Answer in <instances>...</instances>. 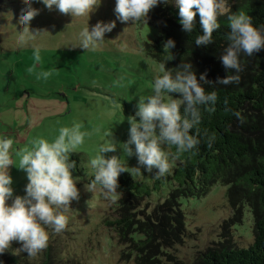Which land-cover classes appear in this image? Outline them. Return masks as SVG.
Segmentation results:
<instances>
[{"label": "rangeland", "instance_id": "obj_1", "mask_svg": "<svg viewBox=\"0 0 264 264\" xmlns=\"http://www.w3.org/2000/svg\"><path fill=\"white\" fill-rule=\"evenodd\" d=\"M26 2L0 0V137L12 141L13 161L7 170L13 197L6 203L25 194L26 173L16 165L33 140L51 143L61 127L73 125L85 133L83 143L73 151L81 154L82 161L80 172L72 171L78 197L61 210L66 226L59 233L47 229V246L32 256L30 264H41L45 258L52 264H139L138 250L129 237L136 239L140 234L130 231L122 236L110 224L121 217V211H128L120 203L122 193L106 196L99 186L89 188L86 178L94 174L88 159L98 154L102 144L114 143L116 150L104 153L105 157L115 155L134 177L150 185L165 180L176 168L177 161L170 156V171L155 178L156 169L147 173L138 164L134 145L129 146L131 155L123 146L129 138L127 118L134 115L140 97L152 94L153 77L161 73L162 65L143 51L144 42L155 39L161 29L157 24L122 23L114 13L115 0H100L89 17L76 18L32 0L31 6L39 10L28 25L32 34L17 23ZM98 21L115 22L103 43L95 50L76 45L81 28L88 24L91 29ZM21 33L22 46L18 42ZM45 72L47 77L42 75ZM164 150L171 153L169 148ZM137 167L141 173L133 170ZM169 186L135 203L131 218L158 223ZM228 188L218 182L202 196L178 200L174 212H181L183 231L180 238L166 241L158 236L152 256L157 264H202V254L217 244L229 241L247 247L253 242V212L244 204L237 213L228 200Z\"/></svg>", "mask_w": 264, "mask_h": 264}, {"label": "clouds", "instance_id": "obj_2", "mask_svg": "<svg viewBox=\"0 0 264 264\" xmlns=\"http://www.w3.org/2000/svg\"><path fill=\"white\" fill-rule=\"evenodd\" d=\"M46 8L53 6L61 13H70L74 18L89 17L93 7L100 0H40ZM163 0H115L114 13L122 23L131 20L133 24L146 19L150 9ZM179 8L178 16L182 30L191 32L194 28V17L199 15L202 34L194 38L197 46H207L213 42V32L220 27L218 16L227 14L229 31L225 35L226 46L219 59L226 70L238 73L241 70L240 57H251L264 49V25H254L252 18L243 10L226 12L228 0H176ZM27 0L21 9L18 24H23L26 32H30L29 23L38 14V9ZM115 27V22H97L89 29L88 24L81 28L76 45L86 50H95L104 41V35ZM21 33L19 43L24 44ZM175 42L169 39L163 45L165 59L161 73L153 77L152 94L140 97L136 111L129 116V138L124 148L128 155L134 154L144 171L154 173L155 178L165 176L170 171V159L179 158L182 154L194 153L203 141L211 148L216 139L214 132L201 130L203 112H214L217 100L216 91H206L203 84L206 74L201 73L199 80L190 62H184L175 71L165 68V62L172 56L168 50ZM75 46V45H74ZM31 72V69H28ZM44 77L48 76L45 72ZM236 76L218 78L217 84H229ZM167 97V99L165 98ZM239 118V113H234ZM110 136V132L106 133ZM85 133L79 125L71 128L61 127L59 135L49 143L43 138L31 142L30 150L19 155L18 168L26 173L27 184L24 196L13 197L11 176L8 174L13 164L9 154L12 141L0 137V253L9 248L10 242H20L19 250L28 256H34L47 246L51 229L61 232L66 226V217L62 209L69 207L70 201L78 197V190L72 175L75 162L69 154L83 143ZM175 149L174 154L165 148ZM116 145H101L98 154L88 159L94 170L89 188L99 185L104 194L116 193L117 177L128 171L115 155L105 157L104 153L114 152ZM141 173L140 168H133Z\"/></svg>", "mask_w": 264, "mask_h": 264}, {"label": "trees", "instance_id": "obj_3", "mask_svg": "<svg viewBox=\"0 0 264 264\" xmlns=\"http://www.w3.org/2000/svg\"><path fill=\"white\" fill-rule=\"evenodd\" d=\"M174 1L163 0L139 22L157 24L161 29L155 39L144 42L143 51L162 65L165 59L163 45L172 39L174 47L168 50L172 59L165 62V68L175 71L177 66L190 62L198 80L201 73L206 74L208 83L203 86L206 91H216L217 100L214 112L202 110L200 128L214 132L216 139L211 148L202 141L194 153L182 154L175 159L176 168L163 181L157 179L150 185L129 171L121 172L116 191L122 193L120 203L123 210L128 211H121V217L110 224L118 227L122 236L130 231L138 232L140 237L129 238L133 248L138 250L139 264H157L152 256L158 247V236L166 241L168 237L180 238L183 231L181 212L178 209L174 212L178 200L202 196L220 182L229 185L227 197L237 213L244 204L251 208L254 240L247 247H237L229 241L217 244L202 254V264H264V49L251 57L242 55L238 73L226 70L219 56L226 46L225 35L229 31L227 14L218 16L220 27L213 32V42L197 46L194 38L202 34L198 13L194 17L193 30L185 32L179 23V8ZM228 6L226 12L243 10L254 25H264V0H228ZM226 76L237 78L226 85L216 83L218 78ZM234 113H239V118ZM169 149L174 154V147ZM69 159L75 162L72 171L80 172L81 154L71 152ZM92 178L93 174L86 178V183L89 184ZM167 184H171V190L165 209L158 217L159 222L154 223L150 218L134 221L130 210L137 208L135 203L140 204ZM20 246L10 243L9 248L0 253V264H30L32 256L20 251ZM41 264L52 263L45 258Z\"/></svg>", "mask_w": 264, "mask_h": 264}]
</instances>
